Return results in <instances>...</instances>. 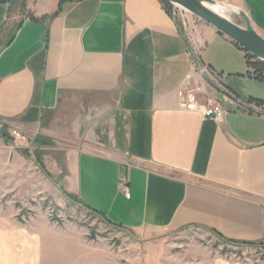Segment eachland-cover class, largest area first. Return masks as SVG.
I'll list each match as a JSON object with an SVG mask.
<instances>
[{"label": "crops", "instance_id": "1", "mask_svg": "<svg viewBox=\"0 0 264 264\" xmlns=\"http://www.w3.org/2000/svg\"><path fill=\"white\" fill-rule=\"evenodd\" d=\"M228 2L262 19L264 36V7ZM11 10L0 2V32L15 33L0 53V122L46 136L72 112L77 133L52 170L36 158L48 179L123 229L264 243L263 100L245 103L230 88V52L244 61V51L190 14L175 20L162 0H29L20 17ZM189 92L227 114L186 110ZM14 155L8 162L0 145V204L33 172L27 151ZM16 218L0 207V264H44L42 224Z\"/></svg>", "mask_w": 264, "mask_h": 264}, {"label": "rangeland", "instance_id": "2", "mask_svg": "<svg viewBox=\"0 0 264 264\" xmlns=\"http://www.w3.org/2000/svg\"><path fill=\"white\" fill-rule=\"evenodd\" d=\"M28 1L11 0L13 2L11 15L20 17V13H25ZM222 1L230 4L229 0L220 2ZM255 1L235 0L246 10L252 2L255 7L263 10L264 0ZM22 4L25 6L24 9ZM167 7L171 10V6ZM229 18L243 26L239 17L231 15ZM252 24L256 31L261 33L259 27L262 19L261 21L254 19ZM13 31L11 28L6 33L0 32V44H4ZM250 62L252 67L248 69L245 59L242 61L230 52V88L234 89L239 99L245 103L251 98L264 101V83L237 76L250 73L252 77L264 78L262 63L253 58H250ZM260 107L264 110V105ZM65 115L64 122L58 123L55 131L49 129L41 132L47 137L42 135L35 137L0 122V145L6 144L11 154L8 162H18L16 159L18 155L15 157L14 152L16 154L25 150L28 156L22 160L31 164L33 172H36L35 175L32 171L27 172L30 181L23 186L12 183L8 190L4 192L2 190L1 194H5L6 197L2 199L0 205L4 211L17 214L16 219L19 222L37 220L42 224L47 248L44 264H209L216 258L264 264V243L254 246L232 245L216 233L200 228L134 232L109 223L76 198L64 193L48 179L47 173L42 172L37 165V159L39 161L37 157H41L46 168L52 170L54 161L66 150L69 139L76 137V131H72L73 124L70 120L67 122L71 119L72 112ZM72 117L78 119V116ZM14 131L19 132L25 139L17 141L13 137ZM72 132L75 135L72 136ZM4 135L6 138H12L13 142H6Z\"/></svg>", "mask_w": 264, "mask_h": 264}, {"label": "water", "instance_id": "3", "mask_svg": "<svg viewBox=\"0 0 264 264\" xmlns=\"http://www.w3.org/2000/svg\"><path fill=\"white\" fill-rule=\"evenodd\" d=\"M164 1L209 24L247 54L264 64V38L256 31L249 14L245 11L217 0ZM219 5L230 8L232 15L242 20L243 26L236 24L226 15L217 12L215 8Z\"/></svg>", "mask_w": 264, "mask_h": 264}, {"label": "built area", "instance_id": "4", "mask_svg": "<svg viewBox=\"0 0 264 264\" xmlns=\"http://www.w3.org/2000/svg\"><path fill=\"white\" fill-rule=\"evenodd\" d=\"M171 16L175 20H181L184 23V16L188 13L180 9L179 7L171 5ZM220 76V75H218ZM181 102L186 110L191 112H197L201 114L205 119L221 121L227 114V110L220 104L212 102H199L192 92L182 94L180 96ZM13 137L18 140H24L25 138L17 131L13 132ZM123 192L128 196V188L125 186Z\"/></svg>", "mask_w": 264, "mask_h": 264}, {"label": "trees", "instance_id": "5", "mask_svg": "<svg viewBox=\"0 0 264 264\" xmlns=\"http://www.w3.org/2000/svg\"><path fill=\"white\" fill-rule=\"evenodd\" d=\"M163 1V3L165 4V6H170V4L169 3H167V2H165L164 0H162ZM0 2L1 3H9L10 5H12V3L13 2H11V0H0ZM22 7H23V9H24V5L22 4ZM221 34V33H220ZM14 35H15V33H14V31H13V33H12V35L9 37V39L4 43V44H0V53L2 52V50L7 46V45H9V43L12 41V39L14 38ZM222 35V34H221ZM236 45V44H235ZM238 48H240L238 45H236ZM241 49V48H240ZM242 51H244L243 49H241ZM245 52V51H244ZM245 55H246V60H247V66H248V68L249 67H252V64H251V62H250V58H253L251 55H249V54H247L246 52H245ZM253 59H255V58H253ZM263 66H264V64H262ZM256 79H258V80H260V81H262L263 83H264V78H262V77H255ZM257 103L259 104V105H264V102L263 101H257ZM4 139H5V141L6 142H12L13 141V139L12 138H6L7 136H5L4 135ZM87 207V206H86ZM88 208V207H87ZM88 209H90V208H88ZM94 212H96V211H94ZM96 213H98V214H100L99 212H96ZM101 215V214H100ZM102 216V215H101ZM103 217V216H102ZM218 235V234H217ZM220 238H222V236H220V235H218ZM223 239V238H222ZM225 240V239H224ZM226 242H228V243H230V244H232V245H248V246H254V245H257V244H253V243H251V244H249V243H237V242H232V241H228V240H225Z\"/></svg>", "mask_w": 264, "mask_h": 264}, {"label": "bare ground", "instance_id": "6", "mask_svg": "<svg viewBox=\"0 0 264 264\" xmlns=\"http://www.w3.org/2000/svg\"><path fill=\"white\" fill-rule=\"evenodd\" d=\"M226 4V3H225ZM215 10L223 15H226L227 17L232 15V11L227 6L219 5L215 8Z\"/></svg>", "mask_w": 264, "mask_h": 264}]
</instances>
